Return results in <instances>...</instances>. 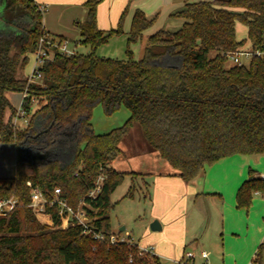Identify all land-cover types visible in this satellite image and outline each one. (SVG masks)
<instances>
[{"label":"trees","instance_id":"16d2710c","mask_svg":"<svg viewBox=\"0 0 264 264\" xmlns=\"http://www.w3.org/2000/svg\"><path fill=\"white\" fill-rule=\"evenodd\" d=\"M102 1L84 0L86 17L76 23L77 43L88 51L56 53L41 66L37 84L28 82L23 70L45 31L44 12L33 0H0V144L13 146L15 168L13 177L0 178V200H17L15 208L0 213V264H160L157 256H139L136 244L110 245L84 235L56 206L43 210L51 225L29 206L33 188L47 199L59 188L73 210L83 204L90 224L106 239L122 233L112 231L111 195L125 176L138 174L110 165L136 124L150 148L186 182L225 157L264 155V0L187 4L173 14L185 19L182 27L149 36L140 59H134L131 46L152 20L139 10L126 34L125 59L97 54L123 34L120 21L115 29L98 28ZM237 22L246 27L251 45L247 65H227L243 45ZM24 90L28 118L16 127L11 121L16 110L6 94ZM96 105L107 116L124 106L130 116L98 135L91 124ZM100 168L105 170L101 190L87 198ZM133 192L130 187L126 196ZM253 194L264 196V180L250 170L237 190V208H249ZM255 262L260 264L259 255Z\"/></svg>","mask_w":264,"mask_h":264},{"label":"crops","instance_id":"0c3cea01","mask_svg":"<svg viewBox=\"0 0 264 264\" xmlns=\"http://www.w3.org/2000/svg\"><path fill=\"white\" fill-rule=\"evenodd\" d=\"M33 1L45 7L43 28L47 33L63 40L79 36L76 23L82 22L86 17L84 0ZM198 1L103 0L97 6V26L106 31L115 29L120 21L122 33L126 35L137 10L143 12L148 20H153L156 14L162 13L168 23L165 24L167 27H160L161 24L158 25L155 21L142 33L141 40L147 41L157 31L179 30L185 19L174 17L173 14L185 9L187 4ZM79 39L80 37L77 42ZM250 50H242L241 47L239 52ZM242 59L245 57L239 56V60ZM9 93L11 92L6 96L17 111L19 104H12ZM8 117L9 112L5 119ZM140 144L139 149L131 152L120 149L118 158L110 168L116 172L138 174L137 177L127 175L125 178L130 182L140 179L146 187L150 220H156L160 226V230L155 232V251L158 257L179 258L185 252H197L199 249L200 252L207 253V261L211 264H248L258 255L259 263L264 264V196L253 194L251 206L246 209H238L236 205L237 190L249 177V171L256 172V176L264 174L261 167V157L264 155L225 157L214 165L205 167L196 179L186 182L145 140ZM13 176L14 174L0 178ZM49 220L47 217V221ZM122 227L124 229L120 231ZM125 229L124 225L118 230L112 227L113 232H125ZM147 231H144L147 237L154 238ZM146 240L140 242L148 244L149 241ZM196 258H199V254Z\"/></svg>","mask_w":264,"mask_h":264},{"label":"rangeland","instance_id":"374dc122","mask_svg":"<svg viewBox=\"0 0 264 264\" xmlns=\"http://www.w3.org/2000/svg\"><path fill=\"white\" fill-rule=\"evenodd\" d=\"M189 1H198V0H189ZM203 1H212V0H203ZM156 4V3H155ZM154 4V6H155ZM151 6V5H149ZM160 9L158 10V12ZM44 14V13H43ZM156 18L152 20V25L156 21L161 24L160 27H167L168 25L166 20L162 17V13L156 14ZM1 29V27H0ZM236 37L238 40L243 41L242 50H248L251 48L250 42L247 38V29L246 27L240 23H236ZM79 36L68 37L66 41L67 49L73 50L75 53H85L88 51V48L78 44ZM146 40H140L135 45L131 46V51L133 52L134 59H140L142 56L143 48L146 45ZM127 46L126 35L122 34L120 36H115L109 40V42L103 46H100L97 49V54L99 56L104 57H113L117 59H125V51ZM212 55V54H211ZM243 65H247L248 61L245 59L241 60ZM35 57L31 53L29 54L28 63L26 64L23 75L24 77H30L32 74V70L34 69ZM232 62L229 60L227 65H231ZM33 83L39 84L40 80L32 81ZM12 99V104L17 106L21 104L22 94L21 92H11L9 93ZM18 107V108H19ZM35 104H33V107ZM17 112V111H16ZM20 116V115H19ZM130 112L129 110L122 106L119 110L113 113L110 116L104 114L101 105L94 106L92 110L91 116V124L93 127V131L95 134H105L109 131L122 126L126 120L129 118ZM19 118V117H18ZM17 118V122H15L12 118V124L16 127H23L26 125V120L28 118L27 115H24L23 118ZM143 136L141 129L138 124L134 125L133 129L129 130L128 135L123 138V141L119 144V148L126 152H131L135 149L140 148V143L143 141ZM4 146V147H3ZM261 167L264 169V156L261 157ZM14 149L8 145L0 144V176H12L14 174ZM261 171V170H260ZM264 170H262L263 172ZM7 179H9L7 177ZM130 187H134L133 197L126 196ZM147 190L144 184L140 179H134L133 182H130L128 178H125L124 181L115 189V191L111 195V200L114 203V207L110 213V221L114 230H118L120 226H125V234L129 235L132 240L142 246L153 245L155 248L156 245V234L153 231H147L150 229V224L154 220H150V208L147 204ZM38 219L48 225H51V221H47V217H44L42 214H37ZM147 231L149 236H154V238H148L146 235ZM124 234V235H125ZM148 240V244H142L140 241ZM146 240V241H147ZM156 249V248H155ZM154 249V250H155ZM194 251V249H192ZM196 251V250H195ZM193 252L196 256L200 253L198 249L197 252ZM156 253V251H155ZM186 253V252H185ZM256 253V252H255ZM157 254V253H156ZM158 255V254H157ZM182 257L179 258H168V256L162 257L159 256L160 264H189L186 263V259L182 260L181 263H178ZM202 263L201 259L196 258L195 264ZM209 264H211L209 262Z\"/></svg>","mask_w":264,"mask_h":264},{"label":"built area","instance_id":"2783aa9c","mask_svg":"<svg viewBox=\"0 0 264 264\" xmlns=\"http://www.w3.org/2000/svg\"><path fill=\"white\" fill-rule=\"evenodd\" d=\"M39 10L44 12L45 7L42 5H39ZM66 41L57 37H54L44 31L37 42L36 49L32 53L35 57V64L34 69L32 70V74L30 77H27L28 82H32L35 80H41L42 73L40 71L41 66L46 62L50 61L54 58L56 53H59L61 55H73L75 52L73 50H68ZM256 55H261L260 52H255ZM239 56L245 57L246 60H250L252 53L250 51L246 52H239L234 55H229V59L233 61L237 65H242V61L239 60ZM26 78V77H25ZM28 96V93L26 90L22 92V101L20 104V107L17 109L15 119L14 121L17 122V118H23L24 117V111L22 107V103L24 99ZM20 115V116H19ZM18 118V119H19ZM26 123V122H25ZM104 168H100L99 175L95 179L93 183V187L88 191L86 197L90 199H94L97 194L101 190L102 182L105 178L104 176ZM260 178L264 180V174L260 175ZM48 205L49 207L56 206L58 209V214H67L69 220L74 225H78L82 229V233L84 235H91L94 240L97 242H107L108 244H127L132 245L136 244L138 249V255L142 257H150V256H157L155 253V248L153 245H146L142 246L137 243H135L132 238L125 234L124 232L120 234H111L108 239L104 237L102 232L97 231L94 229V227L90 224V220L86 214L85 209H83V204H80V207L77 210H73L61 197V191L59 188H54L53 192L50 194V197L47 199L44 197L43 193L37 189L33 188L31 190L30 195V204L29 206L33 208V210L36 212V214H42L45 206ZM17 206V200L14 197H10L7 199L0 200V213L9 211ZM45 216V215H44ZM48 217V216H47ZM49 218V217H48ZM125 234V235H124ZM159 258V257H158ZM199 258L202 260V263L200 264H209L207 261V253L202 251L199 253ZM186 259V263L189 264H195L196 255L193 252H186L182 259L178 262L181 263L182 260ZM131 262V260H130ZM248 264H257L255 262V258L251 260Z\"/></svg>","mask_w":264,"mask_h":264},{"label":"water","instance_id":"95a60500","mask_svg":"<svg viewBox=\"0 0 264 264\" xmlns=\"http://www.w3.org/2000/svg\"><path fill=\"white\" fill-rule=\"evenodd\" d=\"M123 227L120 229V231H123ZM150 230L155 232V231H159L160 230V226L158 224V222L156 220H154L151 224H150Z\"/></svg>","mask_w":264,"mask_h":264}]
</instances>
